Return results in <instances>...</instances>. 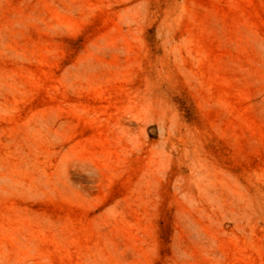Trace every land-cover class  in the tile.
Wrapping results in <instances>:
<instances>
[{
	"label": "rangeland",
	"instance_id": "rangeland-1",
	"mask_svg": "<svg viewBox=\"0 0 264 264\" xmlns=\"http://www.w3.org/2000/svg\"><path fill=\"white\" fill-rule=\"evenodd\" d=\"M0 264H264V0H0Z\"/></svg>",
	"mask_w": 264,
	"mask_h": 264
}]
</instances>
